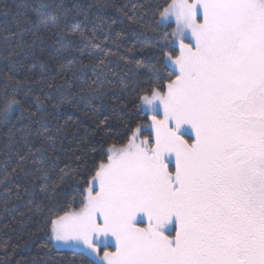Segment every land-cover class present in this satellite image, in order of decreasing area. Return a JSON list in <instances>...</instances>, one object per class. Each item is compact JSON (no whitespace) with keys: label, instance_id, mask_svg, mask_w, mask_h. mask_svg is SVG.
Listing matches in <instances>:
<instances>
[{"label":"snow or ice","instance_id":"obj_1","mask_svg":"<svg viewBox=\"0 0 264 264\" xmlns=\"http://www.w3.org/2000/svg\"><path fill=\"white\" fill-rule=\"evenodd\" d=\"M103 7L0 5L9 65L49 34L71 57L62 84L0 88V209L37 225L31 264L62 249L72 264H264V0H145L110 22ZM61 104L95 116L67 160V122L43 123Z\"/></svg>","mask_w":264,"mask_h":264},{"label":"trees","instance_id":"obj_2","mask_svg":"<svg viewBox=\"0 0 264 264\" xmlns=\"http://www.w3.org/2000/svg\"><path fill=\"white\" fill-rule=\"evenodd\" d=\"M28 3V4H39L41 0H0V5L7 4L9 6L15 3ZM45 3H59L61 0H43ZM63 2L71 5L74 2L81 4H107L108 7L100 8L98 14L103 16L106 20L111 21V19H122L118 11L119 8L124 5H129L134 3H143L145 0H63ZM150 3H156L157 0H148ZM96 12V9H93ZM147 19V18H146ZM91 23L88 27L91 28ZM116 31L120 30L121 25L114 26ZM162 31L165 29H161ZM170 30V29H168ZM137 29L127 27L125 28V36H130V34ZM114 35V32H113ZM150 35V34H149ZM65 45L67 41L63 42ZM121 47V54H126L129 58L135 57L136 59H142L147 55V52L140 51L137 49L135 52L126 53L125 49L130 47L129 40H123ZM62 45L57 41V39L51 34L46 36L45 39L39 43V46L34 50V52L26 54L19 64L9 65L5 60L0 58V88H2L5 82L10 83L9 78H15L16 80H23L26 77L31 78V81H49L51 82L55 78L56 84H62L63 79L60 75V65L66 63V57L70 59L71 57L67 53L62 52ZM47 64L46 70L41 72V65ZM131 67V66H129ZM31 69V71H29ZM128 69L121 64V74ZM33 88L39 95L38 87L33 83ZM96 107L99 108V102H94ZM48 112H52L51 104L48 105ZM107 115L108 111H104ZM19 115V113H17ZM95 118L91 107L86 105H69L61 104L52 116L44 120L43 123L50 129H55L57 125L65 126L68 131L67 142L65 144V153L63 159L67 160L72 153L74 148L73 145V133L76 134V140L80 136H84L86 130H91L93 127V119ZM12 126L0 123V162L3 161L5 156V145L8 142L9 129ZM62 166V165H61ZM20 211L24 212L26 209L21 205ZM7 225V227H5ZM37 225L34 222H25L18 213L9 211L4 213L0 209V245H3L4 241H7V255L0 249V264H17L18 261L26 262V264H31V262L37 257L38 248L34 245L30 238L29 232L36 231ZM43 255V253H41ZM52 259H54L55 264H72L74 258L79 259V257H74V253L71 250H54L51 253Z\"/></svg>","mask_w":264,"mask_h":264},{"label":"rangeland","instance_id":"obj_3","mask_svg":"<svg viewBox=\"0 0 264 264\" xmlns=\"http://www.w3.org/2000/svg\"><path fill=\"white\" fill-rule=\"evenodd\" d=\"M62 250H70V249H62ZM72 251V250H71Z\"/></svg>","mask_w":264,"mask_h":264}]
</instances>
